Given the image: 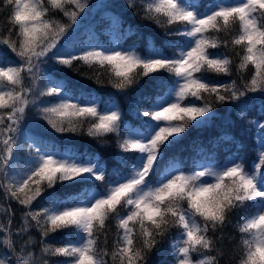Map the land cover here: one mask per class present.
<instances>
[{"label": "snow or ice", "instance_id": "snow-or-ice-1", "mask_svg": "<svg viewBox=\"0 0 264 264\" xmlns=\"http://www.w3.org/2000/svg\"><path fill=\"white\" fill-rule=\"evenodd\" d=\"M126 5L164 30L163 44L125 47L122 16L94 14L112 4L0 0V264H149L165 242L157 264H264V0ZM78 64L108 70L121 93L149 78L152 94L130 99L129 123L115 97L73 95L56 78ZM233 111L251 148L244 129L228 130ZM217 118L210 147L169 154L189 127ZM49 129L114 135L118 151L109 166L95 151L57 147Z\"/></svg>", "mask_w": 264, "mask_h": 264}, {"label": "trees", "instance_id": "trees-1", "mask_svg": "<svg viewBox=\"0 0 264 264\" xmlns=\"http://www.w3.org/2000/svg\"><path fill=\"white\" fill-rule=\"evenodd\" d=\"M114 1H116V3L119 4L120 6H122L131 16H133L143 26H145L147 28H150V29L159 30L162 33L164 32L163 29L158 28L155 24L151 23L150 21L143 20V19H141L140 16L134 15V12L136 10L135 9H128L127 5H126V0H114ZM89 2L92 3L93 0H89ZM66 69L68 71L80 76L81 78H84V79H86L88 81H91L92 83L100 86L101 88H103V90H109V89L113 88L111 86V84L108 82L109 81V72L106 69H89L86 66L80 65V64L76 65L74 69H69V68H66ZM97 75H99L101 83H98L96 81ZM89 77H91V78H89ZM144 79H146V78H143L142 80H144ZM226 79L227 78L225 77V80ZM132 88H130V89H132ZM130 89H128V90H130ZM122 94H127V91L125 93H122ZM249 96L250 97L251 96L259 97V94H251L250 93ZM229 106H231V105H229V104L216 105L215 110H216V112H219L221 110H227V108ZM31 116H32V114L30 113V117ZM43 125L45 127H47L46 122H43ZM86 127H87V125H85V129H86ZM68 134L75 135L74 138L75 139H79L81 141H85L84 138H86V139L94 142L100 148V150L96 149L95 152L99 153L100 155H113V154H115L118 151V149L116 147L115 136L114 135H110L108 137L102 138V140L107 142V143H102L101 140L94 139L92 137L87 136L86 134L85 135H77V134H73V133H68ZM59 135L61 137H64V135H62V134H59ZM49 140L52 143L56 144V145H58L60 143L63 144V141H59V140H57L54 137H50ZM24 148H27V146L24 147ZM81 151H83V150H81ZM108 161H109V166H111V160H108ZM61 190H63V189H61ZM12 206L17 209V213L16 214H17V216H19L20 215V207L21 206H18V205H15V204H13ZM4 207H6V202L4 200L0 199V209H3ZM2 215H3V212L0 211V217H2ZM166 251H167V242H165L161 246L160 252L153 253L152 257L150 258L149 264H157V262L159 261L161 255H165Z\"/></svg>", "mask_w": 264, "mask_h": 264}, {"label": "rangeland", "instance_id": "rangeland-1", "mask_svg": "<svg viewBox=\"0 0 264 264\" xmlns=\"http://www.w3.org/2000/svg\"><path fill=\"white\" fill-rule=\"evenodd\" d=\"M110 36H112L111 34H110ZM124 44V43H123ZM124 46L125 47H132L131 45H127V44H124ZM162 124H163V122H161Z\"/></svg>", "mask_w": 264, "mask_h": 264}]
</instances>
